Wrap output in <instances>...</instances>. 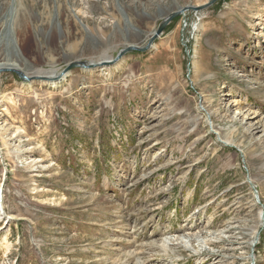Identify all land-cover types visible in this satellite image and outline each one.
<instances>
[{
    "label": "rangeland",
    "instance_id": "rangeland-1",
    "mask_svg": "<svg viewBox=\"0 0 264 264\" xmlns=\"http://www.w3.org/2000/svg\"><path fill=\"white\" fill-rule=\"evenodd\" d=\"M212 1L0 0V264H264V0Z\"/></svg>",
    "mask_w": 264,
    "mask_h": 264
},
{
    "label": "bare ground",
    "instance_id": "bare-ground-1",
    "mask_svg": "<svg viewBox=\"0 0 264 264\" xmlns=\"http://www.w3.org/2000/svg\"><path fill=\"white\" fill-rule=\"evenodd\" d=\"M178 12L179 13L185 12V8L180 7ZM169 16L170 15L165 16L164 19L166 20V18L169 17ZM156 33L153 31V33L151 34L150 41L153 40L154 38L156 40L157 37H159V36H156L157 35ZM132 47L137 48L138 46H130V48H132ZM140 49H142V47ZM122 51H125V50H122ZM3 56H4L3 50H2V47H0V58H2ZM110 61H111V58L101 59L99 61L90 62L89 63V66H97V67L109 66ZM4 68L5 69H15V70H19L20 69L17 65L12 64L11 62L10 63L9 62L1 63L0 64V69H4ZM29 77L32 78V79H42V80H45V81L49 82V85H51L52 87H55V88H58L62 84V83L57 82V80L63 79V77H59V74H57L56 71H45V72H43V71H37L35 73L30 74ZM66 82L67 81H64L63 83H66ZM262 215H263V212L260 210V213H259V224L260 225L262 224ZM257 230H258V227L255 228L254 235H256ZM168 242H169V240L167 242H165V243H168Z\"/></svg>",
    "mask_w": 264,
    "mask_h": 264
},
{
    "label": "water",
    "instance_id": "water-1",
    "mask_svg": "<svg viewBox=\"0 0 264 264\" xmlns=\"http://www.w3.org/2000/svg\"><path fill=\"white\" fill-rule=\"evenodd\" d=\"M218 0H213L212 2L208 3L207 5L199 8L200 10H204L206 8H209L210 6H212L215 2H217ZM180 13H175L173 14L172 16L168 17L158 28L157 30V35L156 36H159L163 33L164 29L166 28V26L175 18L179 15ZM155 42V38L153 40H151L149 42V44L145 47V48H135V47H132V48H129L125 51H122L120 52V54L117 56V58L113 61H110V64L109 66H111L112 64H115L117 63L119 60H121L125 55H127L128 53H131V52H147L149 50L152 49L153 47V44ZM82 68V69H85V70H90V69H95V68H99L97 66H89V63L87 62H74L72 63L71 65L67 66V68L64 70V72L62 74L59 75V77H63L64 74H66L68 71H70L71 69H74V68ZM18 74L21 76V78H23L24 80H27V77L25 75H23L21 72L17 71ZM258 201H259V198L257 197ZM264 220V212H263V215H262V222ZM263 224V223H262Z\"/></svg>",
    "mask_w": 264,
    "mask_h": 264
}]
</instances>
